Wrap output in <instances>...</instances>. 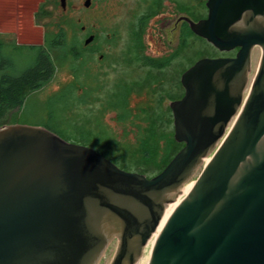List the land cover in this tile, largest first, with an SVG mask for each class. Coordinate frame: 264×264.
Here are the masks:
<instances>
[{
	"label": "water",
	"instance_id": "95a60500",
	"mask_svg": "<svg viewBox=\"0 0 264 264\" xmlns=\"http://www.w3.org/2000/svg\"><path fill=\"white\" fill-rule=\"evenodd\" d=\"M207 7L206 19H186L192 32L239 52L183 76L171 108L185 146L159 175L45 128L0 129V264H98L116 239L112 264H264V0Z\"/></svg>",
	"mask_w": 264,
	"mask_h": 264
},
{
	"label": "rangeland",
	"instance_id": "374dc122",
	"mask_svg": "<svg viewBox=\"0 0 264 264\" xmlns=\"http://www.w3.org/2000/svg\"><path fill=\"white\" fill-rule=\"evenodd\" d=\"M135 1L137 0H125L122 5H116L115 8L112 9L115 13L111 12L105 18L99 17L97 13H81L76 15L73 19L70 14H63L61 8L54 0H8L6 5L12 9L8 16L10 18V23L8 25L0 24V37L8 44L17 43L23 46L45 47V37L47 36L52 42V49H48L47 51L54 63L55 72L48 82L44 83L37 91L27 96L22 107L12 111L6 120L0 123V129L2 127L15 125L33 126L49 129L62 139L70 137L71 139L81 140L84 136V133L81 132V127H83L81 125L84 122L87 125L86 128L98 134L103 142L106 143L114 141V136L122 141L127 134V143L125 145L127 149L129 148L127 157L125 158L127 160L123 161L121 156H119V160L121 161L119 164L128 169L132 168L138 171L146 170L153 175L152 173L155 170L150 165L142 164L136 157H132V153L137 151L138 143L135 137L138 130L132 129L133 126L118 123L116 114L113 111L106 112L102 118L101 115L98 114L100 107L96 105L92 106L93 103L90 98L88 104L80 101L83 95L82 90L84 88V83L86 85V82L89 80L88 85L90 87L87 88V92L91 94L93 87L91 86L92 83L90 80L94 75L99 74L100 70H102V72L104 70L99 60L101 54L89 55L88 53L82 52L83 56L77 59L72 55V48L75 47V45L79 48L83 47L88 37L87 35L85 36L82 31L83 27L87 28L91 34L98 35L102 39L105 38L106 34H113L117 31L119 33V31H121L122 35L118 37V41L112 43L110 52L113 54L112 58L116 59L119 57L118 60L121 61V66L123 67V69L121 68L122 76H127L124 78H129L127 74L132 70L127 69L123 61L126 58V54L129 53L132 41L125 30L129 31L131 23L134 21L132 9L134 8ZM206 1L207 0H203L201 9L202 17L198 19L207 18L208 9L206 7ZM191 3L192 1L187 0L188 8L191 7ZM42 7H44L43 10L41 9ZM61 31H63L65 35L64 41L59 38V33ZM191 38L189 39L188 48L185 53V68L187 71L202 59L226 57L225 54L221 53L208 42L205 43L200 39ZM55 41H59L60 46H57L54 43ZM146 43L150 54L151 49L148 46L149 44L152 45V50H156L157 45L151 43L149 35L146 36ZM99 44L100 41L93 49H98ZM75 55H77V53H75ZM32 63V58H30L28 54L26 55L25 52L15 54L13 57V64L15 66L16 75L27 70L32 66ZM177 71L179 74L178 68L176 69V72ZM180 71V73H182L183 69ZM146 72L150 73V70L138 68L137 73H141L138 74V79H141ZM88 75L92 76L88 77ZM167 77L170 76L168 75ZM249 77L245 98H247L251 91L255 75L250 74ZM109 81L111 84L114 83V75H109ZM68 90H75L77 92L73 96L68 97L70 98V104L69 107H65V105L62 104L61 98L62 94ZM145 100V96L139 98L135 96L133 97L132 105L134 108L137 106L139 107L140 104H143L142 101L144 102ZM99 104L101 103L97 105ZM167 105H169V103H167ZM135 123L138 124V122ZM211 158L212 155L206 158L205 162L202 163L193 177L184 185L182 190L198 180L205 166L211 161ZM118 247L119 240H113L98 264H112Z\"/></svg>",
	"mask_w": 264,
	"mask_h": 264
},
{
	"label": "flooded vegetation",
	"instance_id": "af4514ba",
	"mask_svg": "<svg viewBox=\"0 0 264 264\" xmlns=\"http://www.w3.org/2000/svg\"><path fill=\"white\" fill-rule=\"evenodd\" d=\"M54 1L61 8L63 14H70L73 19L81 13H97L99 17L105 18L113 12L112 9L116 5L120 6L125 2V0H65V6H63V0ZM190 1H192V5L189 8L187 7V0L135 1L134 8L132 9L134 21L131 23L130 30H125L132 41L129 53L126 54V58L123 61L126 68L132 70L127 74L129 78L122 76L121 68L123 69V67L121 66V61L118 60L119 57L116 59L112 58L113 54L110 52L112 43L118 41V37L122 35L121 31L119 33L117 31L113 34H106L105 38L102 39L98 35L91 34L87 28H82L85 36H88L86 41L90 37H94V41L89 45L84 44L81 50L89 55L101 54L99 60L100 64L104 67L103 72L100 70L98 74L101 104H105L106 100L112 96L113 90L119 91L124 81H130L134 84H137L139 81H148L146 92L133 95V97L136 96L138 98L145 96L146 100L144 102L142 101L143 104H140L139 107L134 108L132 105V110L137 112L138 108L147 107V105H152V103L154 105L156 104V106L163 108L164 111H170L173 117V129L175 131L171 105L181 101L186 95V88L182 82L183 76L187 72L185 68V41L188 30L192 32L186 19H190L196 23L204 20L198 19L202 17L201 9L203 0ZM208 1H206V7ZM86 4H89V6L87 7ZM148 35L150 36L151 43L157 45L156 50H152L151 44L148 45L151 49V54L148 52L146 43V36ZM99 41V48L93 49ZM238 52L239 49L230 53H223L226 55L223 58H236ZM138 68H146V70H150V73L146 72L141 79H138V74H141L137 73ZM177 68L179 69V74L178 71L176 72ZM181 69H183L182 73H180ZM110 74L115 77L113 84L109 81ZM168 75L170 77H167ZM95 76L90 80L93 88H97ZM88 83L89 80L86 82V86L90 87ZM115 114L117 116L116 112ZM234 121L235 119L231 121L229 127H232Z\"/></svg>",
	"mask_w": 264,
	"mask_h": 264
},
{
	"label": "trees",
	"instance_id": "16d2710c",
	"mask_svg": "<svg viewBox=\"0 0 264 264\" xmlns=\"http://www.w3.org/2000/svg\"><path fill=\"white\" fill-rule=\"evenodd\" d=\"M41 9L43 10L44 7ZM191 37L200 39L205 43L207 42L188 30L185 41L186 50ZM59 38L64 41L65 35L63 31L59 33ZM54 43L60 46L59 41H55ZM51 45L52 42L47 36L45 37V47L23 46L17 43L8 44L0 37V123L5 121L12 111L22 107L28 95L37 91L44 83L48 82L53 77L55 66L47 51L48 49H52ZM24 52L32 58V66L16 75L13 57L15 54ZM82 52L81 48L77 47V45L72 48V55L75 59L83 56ZM75 53H77V55L80 54L77 56ZM98 76V74L95 76L97 88H93L91 94L87 92L88 87L84 83V88L82 90L83 95L80 101L88 104L90 98L93 103L92 106L96 105L100 107L98 114H100L102 118L106 112L113 111L117 113L116 120L118 123L133 126L132 129L138 130L135 137L138 143L137 151L132 153V157H136L142 164L150 165L155 170L152 173L153 175L146 170L138 171L132 168L128 169L119 164L121 162L119 156H121L123 161L127 160L125 159L129 151V148L127 149V146H125L127 143V134L122 141L118 140L113 134L114 141L106 143L103 142L98 134L86 128L87 125L83 122L84 125L81 123V126H83L81 127V132L84 133L83 139L76 140L66 137L64 140L80 145L83 144L84 146L95 149L124 171L139 173L149 178L159 175L185 146L175 140L173 117L170 111H164L163 108L153 103L152 105H147V107L138 108L137 112L132 110L131 103L133 95L146 92L148 81H139L137 84L124 81L119 91L113 90L112 96L106 100L105 104L97 105L101 103V98L99 97V91L101 90L98 84ZM76 92L75 90H68L62 94V104H64L65 107H69L70 104V98L68 97L73 96ZM135 122H138V124Z\"/></svg>",
	"mask_w": 264,
	"mask_h": 264
},
{
	"label": "crops",
	"instance_id": "0c3cea01",
	"mask_svg": "<svg viewBox=\"0 0 264 264\" xmlns=\"http://www.w3.org/2000/svg\"><path fill=\"white\" fill-rule=\"evenodd\" d=\"M8 0H0V24L8 25L10 23L9 13L10 9L6 3ZM9 10V11H7Z\"/></svg>",
	"mask_w": 264,
	"mask_h": 264
},
{
	"label": "bare ground",
	"instance_id": "6f19581e",
	"mask_svg": "<svg viewBox=\"0 0 264 264\" xmlns=\"http://www.w3.org/2000/svg\"><path fill=\"white\" fill-rule=\"evenodd\" d=\"M230 130H231V129H230ZM230 130H228V132H229ZM205 160H206V159H205ZM205 160H204V162H205ZM183 190H184V189H183ZM183 190H182V191H183Z\"/></svg>",
	"mask_w": 264,
	"mask_h": 264
}]
</instances>
